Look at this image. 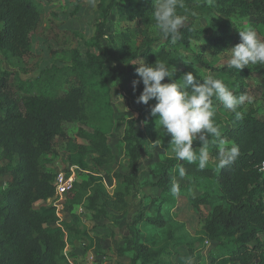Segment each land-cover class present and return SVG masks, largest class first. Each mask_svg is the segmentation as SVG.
<instances>
[{
	"label": "trees",
	"instance_id": "1",
	"mask_svg": "<svg viewBox=\"0 0 264 264\" xmlns=\"http://www.w3.org/2000/svg\"><path fill=\"white\" fill-rule=\"evenodd\" d=\"M208 0H183L186 7L178 13L192 19L206 16ZM209 8L224 16L248 18L251 28L264 39L259 26L264 24V0H210ZM101 20L99 29L105 36L108 20L117 10L128 21L124 43L128 44L135 34L143 38V51L129 54V67L120 71L109 64L104 57L87 53L83 61L77 56L70 68L55 74L54 78L22 80L18 75L0 70V179L10 168L11 178L0 193V264H70L65 249L64 228L58 224L57 207L46 203L56 195L54 180L57 174L45 169L44 157L53 154L61 141H68L77 157L70 163L85 171L103 172L104 166L112 158V150L107 137L96 132L92 151L96 157L91 167L84 159L87 150L73 143L69 130L79 122H86L91 104V94L104 89L109 84L118 85L129 78V83L139 79L136 68L141 59L155 64L160 59L166 64H175L182 60L168 53L162 46L156 50L150 36L152 28H158L153 16V0H144V5H121L118 0H101L99 3ZM41 13L37 6L28 0H0V54L19 59L34 56L32 37L41 24ZM159 29V28H158ZM160 31V30H159ZM218 37H208L205 30L196 29L190 24L180 29L181 38L177 41L193 54V62L210 70L224 80L233 81L234 94H246V79L250 70L243 71L230 66L216 68L208 63L202 54L192 52L193 44L204 42L215 49L228 48L234 38L229 35L230 25H220ZM161 36L171 43L160 31ZM100 39V34H97ZM241 42V40H240ZM125 49H127L125 47ZM1 65V61H0ZM46 74V73H45ZM67 86V88H66ZM65 90V93L61 92ZM138 96L143 84L138 88ZM214 99V97H213ZM251 109L243 119L236 116L229 120L231 126L221 129L216 124L224 140L222 147L238 146L239 156L226 167L200 169L198 163L169 159L156 174L159 179L151 183L152 187L168 191L173 180L180 177L178 169L183 167V177L212 181L214 191L192 198L193 207L199 217V239L218 244L221 255L212 259L211 264H264V174L259 167L264 162V119L255 116ZM137 120H129L124 140L130 144L129 156L133 169L140 159L145 142L137 137ZM164 132L165 129L163 128ZM209 149L212 158L217 155L221 145L214 137H209ZM122 177L129 185L134 179ZM89 184L82 185L88 191L90 184H99L102 179L91 177ZM100 187V185H99ZM99 191L89 197L94 208ZM82 200L78 195L76 203ZM157 200L151 205L156 207L158 215L150 216L151 206H143L135 221L131 224L130 235L125 238L124 246L119 247L118 255L124 258L132 255L131 264H167L162 257L186 247L190 257L198 251L197 243L188 235L184 225L171 228L170 221L162 216V207ZM211 208L202 215L201 208ZM155 228L165 233L167 242L156 250L149 246V234L143 229ZM123 264V263H118Z\"/></svg>",
	"mask_w": 264,
	"mask_h": 264
},
{
	"label": "rangeland",
	"instance_id": "2",
	"mask_svg": "<svg viewBox=\"0 0 264 264\" xmlns=\"http://www.w3.org/2000/svg\"><path fill=\"white\" fill-rule=\"evenodd\" d=\"M28 1L37 6L42 17L40 27L32 37L34 56L30 59H19L0 54V70L12 73L11 77L18 75L24 81H34L44 75V80H50L55 74H61L62 70L70 68L77 56L85 61L87 53L104 57L109 64L116 66L120 71H125L129 67L128 55L140 54L143 51V38L138 34H135L128 44L124 43V34L129 24L126 17H122L117 10L112 12L108 20L105 36H101L99 29L102 15L99 10L101 0H95L94 7L91 0ZM118 2L125 6L144 5V0ZM210 3V0L206 2L208 9L205 10V17L202 19L186 17L184 26L192 24L196 29L205 30L208 37H218L221 32L220 25L228 23L229 35L234 38L228 48L215 49L200 42L193 44L192 52L202 54L204 59L216 68L229 66V54L225 50H230L240 43L239 30H246L252 25L248 18L218 14L209 8ZM259 29L264 35V24L260 25ZM97 34H100V39ZM150 36L156 50L165 46L168 53L175 54L182 60L170 65L177 70L175 79L179 80L182 75L189 72L201 83L202 79L209 75L222 79L194 63L193 54L182 44L167 42L158 28H152ZM247 68L250 70V77L245 81L248 101L237 111L245 116L254 109L255 116L264 119V65H249ZM222 80L236 92L233 81ZM167 82L169 80L166 78L164 83ZM66 88L61 94L65 93ZM96 93L98 94H91L87 121L77 123L68 132L73 143L87 150L84 159L90 167L92 159L96 157V153L92 151L96 132L106 135L113 156L104 166L103 172L96 174L94 171L77 169L72 165L69 159L77 157V152H72L74 148L69 147L66 140L58 144L55 153L44 157L45 169L48 172L75 175L74 189L64 196L63 200L50 199L46 203L48 206L57 205L56 224L64 228V238L67 242L65 255L70 264H131L132 255L120 258L118 249L124 246L125 238L130 235L129 226L135 221L143 206H151L150 216L158 215L157 208L151 205L153 200H157L159 207H162L161 214L170 221L171 228L184 225L188 235L197 243L200 233L199 217L191 201L192 198L214 191V183L202 179L177 177L173 180V183L178 185L175 194L171 191L173 183L168 191L152 187L151 183L159 179L154 173L159 171L167 160L177 159L170 150L171 136L162 131L163 127L156 124L157 117L151 115V107L156 101L152 100L148 105L137 103L138 91L137 89L134 91L129 78L118 85L109 84L107 88L97 89ZM213 105L215 124L221 123V129L231 126L229 120L235 116V112L225 109L215 97ZM129 120H137L136 135L145 142L135 169L129 156L130 144L124 140ZM194 148L197 150L199 148L195 141ZM209 153L210 160L206 167L218 168V160L212 158L210 149ZM10 171L8 168L0 179V193L10 181ZM117 175L133 178L134 184L129 185ZM91 177H99L102 181L99 184H90L88 191H83L82 185L89 184L92 181ZM95 191H99V198L93 208L89 197H93ZM78 195H82V200L76 203ZM210 210V207L204 206L201 213L206 215ZM143 232L151 236L147 243L153 249L159 250L167 242L166 232L155 228L143 229ZM261 241L264 245V238ZM195 247L198 251L193 258L186 247H179L176 251L169 250L170 255L161 259L167 264H211L212 259L221 255L218 244L210 240L197 243Z\"/></svg>",
	"mask_w": 264,
	"mask_h": 264
},
{
	"label": "clouds",
	"instance_id": "3",
	"mask_svg": "<svg viewBox=\"0 0 264 264\" xmlns=\"http://www.w3.org/2000/svg\"><path fill=\"white\" fill-rule=\"evenodd\" d=\"M91 2L94 7L95 0ZM183 8V0H153L156 26L172 43L181 38L180 29L184 26L186 17L177 10ZM239 36L241 42L230 50H225L229 54V66L243 71L249 65H264V39L251 27L239 30ZM134 64L138 65L136 74L139 77L133 81L134 91L143 84L137 103L148 105L150 101H156L151 107V115L157 117L156 124L171 136L170 150L177 159L189 163L198 162L199 168L204 169L210 160L211 136L221 145L217 155L218 166L223 168L235 161L239 156V148L235 145L231 148L222 147L224 140L214 122L213 97L225 109L235 112L236 119L240 120L243 119V113L237 109L248 101L246 94H234L222 79L211 75L204 77L202 83L191 72L177 80V70L160 59L155 64H149L145 59ZM166 78L169 82L164 83ZM194 141L199 145L198 150L194 148ZM178 174L183 177L185 169L180 167ZM171 191L175 194L178 185L173 183Z\"/></svg>",
	"mask_w": 264,
	"mask_h": 264
},
{
	"label": "built area",
	"instance_id": "4",
	"mask_svg": "<svg viewBox=\"0 0 264 264\" xmlns=\"http://www.w3.org/2000/svg\"><path fill=\"white\" fill-rule=\"evenodd\" d=\"M259 171L264 174V162L259 167ZM75 182H76L75 175L73 174L68 175L65 172L58 173L54 180L56 195L53 198V200L54 201L63 200L64 196L68 195V193H70L74 189ZM54 206L57 207V205Z\"/></svg>",
	"mask_w": 264,
	"mask_h": 264
}]
</instances>
